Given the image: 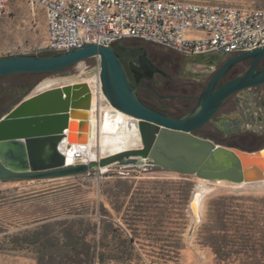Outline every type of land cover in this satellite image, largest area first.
I'll return each instance as SVG.
<instances>
[{"label":"rangeland","instance_id":"rangeland-1","mask_svg":"<svg viewBox=\"0 0 264 264\" xmlns=\"http://www.w3.org/2000/svg\"><path fill=\"white\" fill-rule=\"evenodd\" d=\"M188 1L264 7V0ZM45 34L41 7H31L25 0H10L0 15V56L42 52ZM93 61H81L67 75H47L38 82L59 78L52 85L57 86L67 84L69 81L62 79L67 76H79L80 80L95 69ZM36 86L29 95L52 87L37 90ZM99 104L105 107L109 103L101 100ZM178 177V173L157 167L113 166L39 182L0 181V264H89L83 252V237L85 241H102L106 259H128V264H173L168 261L172 256L169 245L175 237L184 242L179 264H226L219 262L208 247L197 243V227L206 219L212 199L232 194L264 197V181L233 184L191 175L193 192L204 190L201 220L192 229V194L186 205L174 204L176 195L164 182ZM185 223H189L186 229ZM67 228L70 236L64 234ZM46 237H50L48 242L44 241ZM129 237L133 241L129 242ZM262 258L252 255V261Z\"/></svg>","mask_w":264,"mask_h":264},{"label":"water","instance_id":"water-1","mask_svg":"<svg viewBox=\"0 0 264 264\" xmlns=\"http://www.w3.org/2000/svg\"><path fill=\"white\" fill-rule=\"evenodd\" d=\"M93 57L99 59L98 68L94 70L98 73L103 96L112 107L136 120L141 145L98 160L68 162L59 150V144L67 139L66 130L71 118L77 117L83 122L79 132H87V116L73 113L71 98L76 84L49 87L26 95L0 115V181L55 179L113 166L158 167L233 184L264 181V145L254 150H242L192 133L230 93L264 82V68L255 70L256 63L264 57V46L228 58L198 97L197 105L177 118L140 101L135 93L136 86L130 84L120 56L112 45L86 43L52 55L3 56L0 57V77L16 72L56 71ZM246 59H250L251 64L243 75L213 91L215 82L225 70ZM67 74L63 72V75ZM70 144L68 140L66 146L69 148ZM198 200L200 194L195 190L189 201L194 217L192 229L201 220Z\"/></svg>","mask_w":264,"mask_h":264},{"label":"built area","instance_id":"built-area-1","mask_svg":"<svg viewBox=\"0 0 264 264\" xmlns=\"http://www.w3.org/2000/svg\"><path fill=\"white\" fill-rule=\"evenodd\" d=\"M9 1L0 0V15ZM25 1L44 11L43 51L51 53L86 43L110 46L121 39H139L181 54H236L264 46V7L188 0ZM90 59L98 68V57ZM89 85L98 103H107L99 77Z\"/></svg>","mask_w":264,"mask_h":264},{"label":"flooded vegetation","instance_id":"flooded-vegetation-1","mask_svg":"<svg viewBox=\"0 0 264 264\" xmlns=\"http://www.w3.org/2000/svg\"><path fill=\"white\" fill-rule=\"evenodd\" d=\"M138 98L148 105L183 116L198 103V97L223 63L234 54H181L161 45L121 39L113 44ZM250 59L232 64L215 82L213 91L243 75ZM264 68V57L255 70ZM32 77H0V114L15 100L29 94ZM35 85V84H34ZM193 134L215 143L253 149L264 145V82L230 93L212 115L193 129Z\"/></svg>","mask_w":264,"mask_h":264},{"label":"trees","instance_id":"trees-1","mask_svg":"<svg viewBox=\"0 0 264 264\" xmlns=\"http://www.w3.org/2000/svg\"><path fill=\"white\" fill-rule=\"evenodd\" d=\"M139 41L150 46L157 45L143 40ZM52 54L54 53L46 51L36 53V55L40 56ZM89 59L90 58L85 60ZM72 66L73 65L56 71L16 72L2 77L5 78L13 75L32 77V84L29 87L31 89L34 84L47 75L68 72ZM18 101L19 99L15 100L13 104ZM140 101L148 105L141 99ZM5 112L7 111H4L3 113ZM161 112L171 117H181L175 116L171 111ZM237 148L242 150H254L259 147L253 149ZM157 169L162 170L158 167ZM178 175L179 177L177 179L164 182L170 186L172 195L174 197L176 195L178 201H175L176 199H174V204L182 206L188 203L189 197L194 190V183L191 181V175ZM209 205V213L207 214L206 219L202 220L197 227V243L208 247L219 262L226 264H264V197L254 198L235 194L219 195L212 199ZM254 205H257L258 207H254ZM188 227L189 223H185L184 229ZM64 234L65 236H70L71 230L67 228ZM49 238L50 237H46L44 241L48 242ZM84 238L85 237H83L82 240L83 252L88 256L89 264H95L96 262L104 264L110 261L119 264H128V262H130L128 259L122 260L117 257L106 259L104 256L106 255L104 252L105 245L102 241H85ZM128 241H133V238L129 237ZM169 246L172 252L169 255L172 256H170L168 261L173 264H179V255L184 248V242L182 239L175 237L174 241ZM252 255H262L263 258L257 261H252Z\"/></svg>","mask_w":264,"mask_h":264},{"label":"bare ground","instance_id":"bare-ground-1","mask_svg":"<svg viewBox=\"0 0 264 264\" xmlns=\"http://www.w3.org/2000/svg\"><path fill=\"white\" fill-rule=\"evenodd\" d=\"M83 75L84 74H82V76ZM78 77L79 76H67L62 78L69 81L67 84H76L77 86L72 91L73 96L71 98V103L74 105L73 113L76 116H87V120H85L87 132H79V127L83 125V122L77 117L71 118L69 121V129L66 130L67 139L65 138L59 144V150L66 155L68 162H85L93 159L98 160L102 156L117 153L126 149L138 148L141 145V141L137 130L136 120L115 109L111 105L101 107L96 104V101L99 98L98 95H95L91 91L89 83L94 80L97 81L98 73L91 70L86 72L85 76L80 78V80H78ZM58 80L61 79L46 78L37 84L36 89L39 90L52 86ZM81 83L84 85H77ZM89 94L92 100L90 106L87 105ZM102 97L103 95L101 94V98ZM95 111L98 112V114H96L97 116H95ZM72 120H78L79 124L77 126L71 124ZM68 140L71 141L69 148L66 146ZM76 154H78V156ZM106 169L107 167H101L100 171ZM196 191L200 194L201 200L204 195V190L199 188L196 189ZM200 200H198L199 209Z\"/></svg>","mask_w":264,"mask_h":264},{"label":"crops","instance_id":"crops-1","mask_svg":"<svg viewBox=\"0 0 264 264\" xmlns=\"http://www.w3.org/2000/svg\"><path fill=\"white\" fill-rule=\"evenodd\" d=\"M1 57V56H0ZM91 93V92H90ZM92 104V100H91V96H90V94H89V96H88V101H87V105H91ZM96 104L97 105H99V106H101L99 103H98V100L96 101ZM101 107H103V106H101ZM90 115H91V113H90ZM71 124H74V125H78L79 124V121L78 120H72L71 121ZM43 180H50V179H38V180H22V181H31V182H39V181H43ZM9 181H14V180H9ZM1 182H6V181H1Z\"/></svg>","mask_w":264,"mask_h":264}]
</instances>
